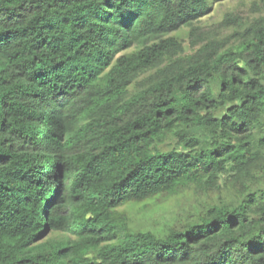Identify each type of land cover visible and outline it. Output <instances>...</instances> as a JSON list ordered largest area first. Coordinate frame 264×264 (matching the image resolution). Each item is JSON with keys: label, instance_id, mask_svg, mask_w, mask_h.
Returning <instances> with one entry per match:
<instances>
[{"label": "trees", "instance_id": "1", "mask_svg": "<svg viewBox=\"0 0 264 264\" xmlns=\"http://www.w3.org/2000/svg\"><path fill=\"white\" fill-rule=\"evenodd\" d=\"M217 1L0 0V264H264V0ZM191 188L235 200L130 226Z\"/></svg>", "mask_w": 264, "mask_h": 264}, {"label": "rangeland", "instance_id": "2", "mask_svg": "<svg viewBox=\"0 0 264 264\" xmlns=\"http://www.w3.org/2000/svg\"><path fill=\"white\" fill-rule=\"evenodd\" d=\"M255 0H218L210 7L209 13L196 23V26L203 28L205 34L216 35L219 39H225L230 35V28H221L219 24L231 14L232 21L238 23H248L259 16L252 12V4ZM179 39L190 54L193 41L189 38L187 28L171 35ZM171 143L158 146L162 150H167ZM235 197L226 189L221 191L201 192L194 189H184L170 196H159L139 204L129 207L125 213L129 217L131 227L137 229L150 230L157 234L164 235L170 229L182 224L193 223L205 208L222 201L233 202Z\"/></svg>", "mask_w": 264, "mask_h": 264}]
</instances>
